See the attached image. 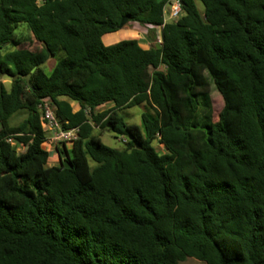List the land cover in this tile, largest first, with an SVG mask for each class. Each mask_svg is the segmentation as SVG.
Masks as SVG:
<instances>
[{"label":"trees","instance_id":"16d2710c","mask_svg":"<svg viewBox=\"0 0 264 264\" xmlns=\"http://www.w3.org/2000/svg\"><path fill=\"white\" fill-rule=\"evenodd\" d=\"M167 1L0 0V264H264V0H181L165 21ZM125 16L150 48L105 44ZM48 98L80 129L57 146L69 167L48 165ZM142 105L139 123L121 114Z\"/></svg>","mask_w":264,"mask_h":264},{"label":"rangeland","instance_id":"374dc122","mask_svg":"<svg viewBox=\"0 0 264 264\" xmlns=\"http://www.w3.org/2000/svg\"><path fill=\"white\" fill-rule=\"evenodd\" d=\"M197 6H198V9L201 12H203L204 6L200 0H197ZM165 18H167V20H173L169 17L168 13L165 15ZM135 25L137 27L140 26L136 22L130 21L129 23L127 22L126 25L124 26V28H122V29L128 30L129 28H131L132 26H135ZM149 29H150L149 27H143L142 28V32H143L142 35L144 36L143 38H147V35L150 36L151 33H150ZM159 30H161L160 27H159ZM116 35H118L119 37H122V39L127 38L126 36H122L123 31H121L119 33L115 32V33L108 34L107 37L105 38V41H109V39L115 37ZM158 35H159L158 39L161 38V32L160 31H159ZM16 36L19 37L21 39V41L25 43L26 46H31V47L36 46V44L34 43V40L32 42L33 37H32L30 30L25 25L19 26V28L17 29V35ZM118 41H120V40H118ZM56 61L57 60L55 57L49 59V61H47L45 64V69L48 71L51 70L54 67V65L56 64ZM149 75H150L149 73H146L147 78L149 77ZM0 82L2 83V85L5 86V88L9 89L11 84H12V77L10 75H5L3 77L0 76ZM212 100H213V106H214V117H215V120H217L218 114L224 106V99H223L222 94L215 87L212 88ZM110 106L111 105L108 104V105H105L103 107H100V109H98V111H102L106 108H109ZM146 109L147 108L145 105L135 106V107H130V108H124L121 110V114L126 117V120L129 123H139L140 118H141V114ZM24 117H26V113L20 112L14 117V119L12 120V123H18ZM95 128H96L95 133L100 137L101 141L105 145L112 147V148H119V149H122L124 147V142H123V139L121 136L117 138L115 136V134L108 128H105V129H101L99 127H95ZM153 145L155 146V148L157 150L163 151V146L160 145L157 141H155L153 143ZM52 147L53 146H51L50 144H47V148L51 149L50 154L53 153ZM70 147H71V145H70ZM24 150H25L24 147L18 148L19 152H22ZM57 162L58 161L56 159L51 160L49 158L48 165H54ZM91 164L95 165V163L93 161H91ZM179 264H204V263L202 261L194 258V257H188L186 260L180 262Z\"/></svg>","mask_w":264,"mask_h":264},{"label":"built area","instance_id":"2783aa9c","mask_svg":"<svg viewBox=\"0 0 264 264\" xmlns=\"http://www.w3.org/2000/svg\"><path fill=\"white\" fill-rule=\"evenodd\" d=\"M164 13L165 15L168 13L171 19L179 18L182 14V1L168 0L164 7ZM165 21H168L167 18H165ZM161 41L162 38H159L158 43H161ZM38 109L41 112L43 125L47 131L44 146L49 151V153L51 149L47 148V144L53 146L52 149L54 152L57 150V146L72 144L76 139L79 138V127H63L62 121L56 114V105L50 98L41 100L38 105Z\"/></svg>","mask_w":264,"mask_h":264},{"label":"crops","instance_id":"0c3cea01","mask_svg":"<svg viewBox=\"0 0 264 264\" xmlns=\"http://www.w3.org/2000/svg\"><path fill=\"white\" fill-rule=\"evenodd\" d=\"M137 23V22H136ZM138 25H140L139 23H137ZM143 27H147V26H142L140 25L139 27H137L136 25L135 26H132L131 28H129L128 30L126 29H120L116 32H121L123 31V35L122 36H126L127 38H136L139 40L140 44L148 49L152 46L153 43H155L156 41H153L148 35H147V38H143L144 36L142 35L143 32H142V28ZM124 28V27H123ZM161 29V28H160ZM159 31L161 32V30H159V27L156 28V37H157V41H158V33ZM112 33H115V32H112ZM110 34V33H109ZM108 34H106L104 37H103V41L105 42V44L107 45H110V44H113V43H116L118 40H123L122 37H119L118 35H116L115 37L109 39V41H105V38L107 37ZM158 35V36H157ZM121 38V39H120ZM126 38V39H127ZM72 104L75 106V109L77 110L79 108L78 104L76 102H72ZM70 145L72 146V144H68L67 145V148H71ZM21 147H24V146H21ZM25 148V147H24ZM50 159L51 160H54L56 159L58 162L55 163V164H59L60 163V154L57 150H55L52 154H50Z\"/></svg>","mask_w":264,"mask_h":264},{"label":"water","instance_id":"95a60500","mask_svg":"<svg viewBox=\"0 0 264 264\" xmlns=\"http://www.w3.org/2000/svg\"><path fill=\"white\" fill-rule=\"evenodd\" d=\"M129 18L127 16L123 17L120 23V28H123L126 23L128 22ZM156 46L159 48L161 47V45L159 43L156 44ZM50 55L48 54L47 59H49ZM36 68L33 69V71H35ZM5 75H8L6 72L2 71L0 69V76L3 77ZM19 75L17 74L15 76V78H17ZM30 77H31V73L27 75V81L30 82ZM0 86H2V83L0 82ZM68 156H66L65 154H60V163L64 164L66 167H69V163H68Z\"/></svg>","mask_w":264,"mask_h":264}]
</instances>
